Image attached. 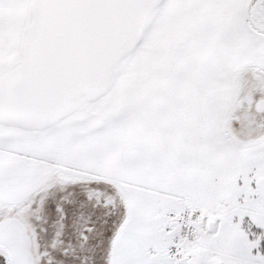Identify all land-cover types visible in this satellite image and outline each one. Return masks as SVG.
I'll return each instance as SVG.
<instances>
[{
	"label": "snow or ice",
	"instance_id": "6c2138e0",
	"mask_svg": "<svg viewBox=\"0 0 264 264\" xmlns=\"http://www.w3.org/2000/svg\"><path fill=\"white\" fill-rule=\"evenodd\" d=\"M0 264H264V0H0Z\"/></svg>",
	"mask_w": 264,
	"mask_h": 264
}]
</instances>
